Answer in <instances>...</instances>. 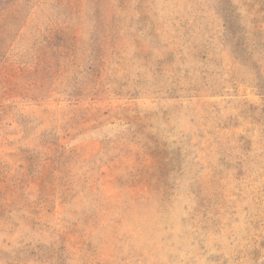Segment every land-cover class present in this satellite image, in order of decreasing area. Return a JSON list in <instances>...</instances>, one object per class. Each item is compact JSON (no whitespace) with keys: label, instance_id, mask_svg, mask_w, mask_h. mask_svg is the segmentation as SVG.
I'll list each match as a JSON object with an SVG mask.
<instances>
[{"label":"rangeland","instance_id":"374dc122","mask_svg":"<svg viewBox=\"0 0 264 264\" xmlns=\"http://www.w3.org/2000/svg\"><path fill=\"white\" fill-rule=\"evenodd\" d=\"M0 264H264V0H0Z\"/></svg>","mask_w":264,"mask_h":264}]
</instances>
